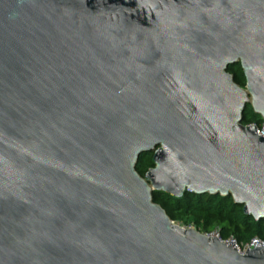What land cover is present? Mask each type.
<instances>
[{
	"label": "water",
	"instance_id": "obj_1",
	"mask_svg": "<svg viewBox=\"0 0 264 264\" xmlns=\"http://www.w3.org/2000/svg\"><path fill=\"white\" fill-rule=\"evenodd\" d=\"M247 103L264 120V0H0V264H264L152 199L264 216Z\"/></svg>",
	"mask_w": 264,
	"mask_h": 264
},
{
	"label": "trees",
	"instance_id": "obj_2",
	"mask_svg": "<svg viewBox=\"0 0 264 264\" xmlns=\"http://www.w3.org/2000/svg\"><path fill=\"white\" fill-rule=\"evenodd\" d=\"M232 73L233 80L244 85V77L238 62L227 66ZM242 123H255L259 126L261 117L254 113L247 103L241 117ZM153 164L151 151L141 152L138 155L135 168L141 175ZM152 199L158 202L173 221H181L193 225L201 232L217 229L221 238L229 235L238 242L248 241L257 237L264 241V216L254 219L249 213H244L240 203H235L229 194L196 193L184 190L182 195L175 197L162 190H153Z\"/></svg>",
	"mask_w": 264,
	"mask_h": 264
},
{
	"label": "built area",
	"instance_id": "obj_3",
	"mask_svg": "<svg viewBox=\"0 0 264 264\" xmlns=\"http://www.w3.org/2000/svg\"><path fill=\"white\" fill-rule=\"evenodd\" d=\"M264 131V120H262V122L260 123L259 126L256 127V132L258 134L262 133ZM188 226H191L193 228H195L193 225H188ZM196 229V228H195ZM205 234H209V235H214L216 236L219 240L221 241H225V240H230L233 245L235 246V248L239 251H244L243 250V247H249V246H252V241L254 240H258L260 243L262 242V240H259L257 237H252L250 238L248 241H245L244 243H240L238 242L233 236L229 235L228 237L226 238H221L220 235L218 234V231L217 229H212L210 231H207V232H204Z\"/></svg>",
	"mask_w": 264,
	"mask_h": 264
},
{
	"label": "rangeland",
	"instance_id": "obj_4",
	"mask_svg": "<svg viewBox=\"0 0 264 264\" xmlns=\"http://www.w3.org/2000/svg\"><path fill=\"white\" fill-rule=\"evenodd\" d=\"M176 224L180 225V226H183V227H187L188 225L187 224H184L183 222L181 221H174ZM240 243H244V242H240Z\"/></svg>",
	"mask_w": 264,
	"mask_h": 264
}]
</instances>
